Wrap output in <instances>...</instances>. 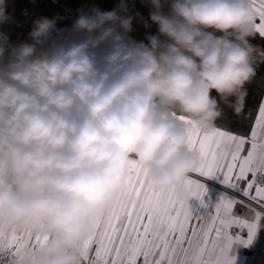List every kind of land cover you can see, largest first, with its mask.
<instances>
[{
  "label": "clouds",
  "instance_id": "clouds-1",
  "mask_svg": "<svg viewBox=\"0 0 264 264\" xmlns=\"http://www.w3.org/2000/svg\"><path fill=\"white\" fill-rule=\"evenodd\" d=\"M142 2L147 18L118 0L64 27L38 16L22 40L0 28V227L40 238L5 264H83L132 161L182 197L201 162L191 131L243 112L262 48L254 0ZM134 20L155 31L136 39Z\"/></svg>",
  "mask_w": 264,
  "mask_h": 264
},
{
  "label": "snow or ice",
  "instance_id": "snow-or-ice-1",
  "mask_svg": "<svg viewBox=\"0 0 264 264\" xmlns=\"http://www.w3.org/2000/svg\"><path fill=\"white\" fill-rule=\"evenodd\" d=\"M254 4L260 21L258 35L264 38V0H254ZM262 66L264 48L257 53L256 75L247 85L243 112L236 115L226 107L216 127L191 131L188 143L199 151L201 162L186 177L184 196L171 188L156 189L147 170L135 161L130 163L117 203L104 213L84 244L83 264H231L230 228H247L251 237L257 221L264 217ZM211 180L238 194H217L210 188ZM193 196L203 212L190 207ZM39 239L6 234L0 227V264H5L3 253Z\"/></svg>",
  "mask_w": 264,
  "mask_h": 264
},
{
  "label": "trees",
  "instance_id": "trees-1",
  "mask_svg": "<svg viewBox=\"0 0 264 264\" xmlns=\"http://www.w3.org/2000/svg\"><path fill=\"white\" fill-rule=\"evenodd\" d=\"M118 0H7V11L10 13V20L0 28L9 31L13 40H22L32 27L33 20L38 16L58 17V26L70 25L77 15V9L90 10L99 6L103 10H111ZM129 7L133 12L139 11L145 18L148 16V8L142 0H128ZM134 32L136 39H143L147 31H155V25L151 29H145L143 22L134 20ZM264 48V38L258 34L253 41ZM264 67V66H262ZM220 122L217 121V125Z\"/></svg>",
  "mask_w": 264,
  "mask_h": 264
},
{
  "label": "crops",
  "instance_id": "crops-1",
  "mask_svg": "<svg viewBox=\"0 0 264 264\" xmlns=\"http://www.w3.org/2000/svg\"><path fill=\"white\" fill-rule=\"evenodd\" d=\"M192 177L196 178V174H192ZM209 185L217 194L224 191L229 194H238L231 189L225 188L217 180L209 181ZM215 198L213 197L214 200ZM189 205L194 211H204L197 197H190ZM249 219H255V217H250ZM229 231L230 235L233 236V242L228 252L231 264H264V217L257 221V228L251 237L247 228L241 229L234 226ZM237 236H239V239H236Z\"/></svg>",
  "mask_w": 264,
  "mask_h": 264
}]
</instances>
